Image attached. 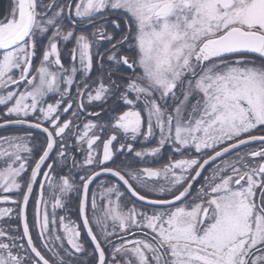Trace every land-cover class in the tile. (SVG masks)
Wrapping results in <instances>:
<instances>
[{"label":"snow or ice","instance_id":"obj_1","mask_svg":"<svg viewBox=\"0 0 264 264\" xmlns=\"http://www.w3.org/2000/svg\"><path fill=\"white\" fill-rule=\"evenodd\" d=\"M0 130V264H264V0H10Z\"/></svg>","mask_w":264,"mask_h":264},{"label":"flooded vegetation","instance_id":"obj_2","mask_svg":"<svg viewBox=\"0 0 264 264\" xmlns=\"http://www.w3.org/2000/svg\"><path fill=\"white\" fill-rule=\"evenodd\" d=\"M65 63L67 64V61H65ZM36 133L39 134V131L36 130ZM3 134H5V131L0 130V135H3ZM146 146H151V145H146ZM168 154H169V150H168V147L166 146L165 149L163 150V159H158L157 162L151 164V166L158 167V166H160V164L166 162ZM36 190L38 191V186H37ZM73 212H75V208H73ZM61 214H63V213H61Z\"/></svg>","mask_w":264,"mask_h":264},{"label":"rangeland","instance_id":"obj_3","mask_svg":"<svg viewBox=\"0 0 264 264\" xmlns=\"http://www.w3.org/2000/svg\"><path fill=\"white\" fill-rule=\"evenodd\" d=\"M10 0H5V2L3 3L1 9H0V17L6 14V11L8 9Z\"/></svg>","mask_w":264,"mask_h":264},{"label":"trees","instance_id":"obj_4","mask_svg":"<svg viewBox=\"0 0 264 264\" xmlns=\"http://www.w3.org/2000/svg\"><path fill=\"white\" fill-rule=\"evenodd\" d=\"M4 2H5V0H0V9H1V7H2V5H3ZM3 16H1L0 18H2Z\"/></svg>","mask_w":264,"mask_h":264},{"label":"water","instance_id":"obj_5","mask_svg":"<svg viewBox=\"0 0 264 264\" xmlns=\"http://www.w3.org/2000/svg\"><path fill=\"white\" fill-rule=\"evenodd\" d=\"M38 131V130H37Z\"/></svg>","mask_w":264,"mask_h":264}]
</instances>
